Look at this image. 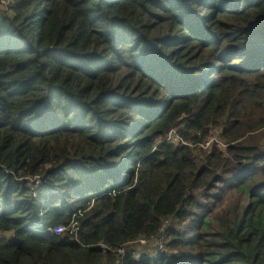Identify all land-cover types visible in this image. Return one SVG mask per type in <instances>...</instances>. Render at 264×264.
Listing matches in <instances>:
<instances>
[{"label": "trees", "instance_id": "trees-1", "mask_svg": "<svg viewBox=\"0 0 264 264\" xmlns=\"http://www.w3.org/2000/svg\"><path fill=\"white\" fill-rule=\"evenodd\" d=\"M262 132L264 0H0V264H264Z\"/></svg>", "mask_w": 264, "mask_h": 264}, {"label": "rangeland", "instance_id": "rangeland-1", "mask_svg": "<svg viewBox=\"0 0 264 264\" xmlns=\"http://www.w3.org/2000/svg\"><path fill=\"white\" fill-rule=\"evenodd\" d=\"M174 130L175 129H173L172 133L166 137V142H170L174 146H184L185 144H183V142L181 140H178L176 138L177 134L174 132ZM254 138L260 139L261 141H264V132L254 136ZM205 142H208L206 144H209V146L207 148L202 147V145H204ZM211 145H216L218 148L225 150V145L220 140L218 133L216 131L209 132L208 138L204 139L199 144L198 147L201 150H204V149H208L209 147H211ZM29 183L31 184V187L34 191L39 186V181H37V180H33ZM156 239H158V238H156ZM136 241H139V242H134L132 244L128 243L125 246V248L130 247V248L134 249V252L133 251L130 252L132 255H136V253L140 252V256L142 257V259L145 258V256H146L145 253H147V257H148V255H152V254L157 255V253H159V251L166 252V245H165V242L163 241V239L157 240V243L159 245L158 247L153 246V243L155 242L154 240H148V241H145L144 243H141V239H136ZM120 253H122V252H120ZM124 256H125V254H124ZM141 257H139V259H141ZM149 259L153 260L154 258H149Z\"/></svg>", "mask_w": 264, "mask_h": 264}, {"label": "built area", "instance_id": "built-area-1", "mask_svg": "<svg viewBox=\"0 0 264 264\" xmlns=\"http://www.w3.org/2000/svg\"><path fill=\"white\" fill-rule=\"evenodd\" d=\"M172 131L173 130H171L169 133H168V135L169 134H171L172 133ZM174 132L176 133V131L174 130ZM167 135V136H168ZM166 136V137H167ZM166 137H165V139H166ZM177 138V137H176ZM178 140H179V138H177ZM206 143H208V142H205L204 143V145H202V147H204V148H207L208 146H209V144H206ZM32 180H37L38 181V179H32ZM64 229H65V227L64 226H57V227H55V228H53L52 229V232L54 233V234H59V233H62L63 231H64ZM139 239H141V238H139ZM150 240H154L155 242L153 243V246L154 247H158L159 245H158V243H157V240L158 239H156V238H150ZM146 240L145 239H141V243H144ZM134 242H139V241H136V240H134L133 242H130L131 244L132 243H134ZM102 249H103V252H106V251H108V249L106 248V247H101ZM131 251H133L134 252V249H130V247H127V248H125V247H121V248H119L117 251H116V256H117V261H115L114 263H112V264H121V262H120V260L123 258V256H124V254H125V256H132L133 257V259H135V261H140V260H142V257L140 256V252H138V253H136V255H132L130 252ZM120 252H122V253H120ZM162 251H159V253H157V255L156 254H152V255H148V257L149 258H154V259H156L157 258V256L161 253ZM130 256V257H131ZM139 257H141V259H139ZM147 256H145V258H148ZM153 259V260H154Z\"/></svg>", "mask_w": 264, "mask_h": 264}, {"label": "bare ground", "instance_id": "bare-ground-1", "mask_svg": "<svg viewBox=\"0 0 264 264\" xmlns=\"http://www.w3.org/2000/svg\"><path fill=\"white\" fill-rule=\"evenodd\" d=\"M103 245H101L100 247H102ZM103 247H105V246H103Z\"/></svg>", "mask_w": 264, "mask_h": 264}]
</instances>
